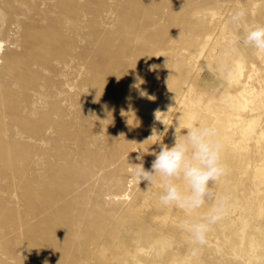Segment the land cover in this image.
Listing matches in <instances>:
<instances>
[{
    "label": "rangeland",
    "instance_id": "rangeland-1",
    "mask_svg": "<svg viewBox=\"0 0 264 264\" xmlns=\"http://www.w3.org/2000/svg\"><path fill=\"white\" fill-rule=\"evenodd\" d=\"M257 24L264 0H0V61L20 64L15 79L0 72L11 97V110L0 103V264H264V163L246 157L259 128L246 123V98L263 105L264 53L242 41ZM247 76L245 107L234 106ZM195 124L222 132L228 174L213 190L231 200L203 246L181 230L182 210L159 203L162 182L140 183L131 166L143 152L150 170L159 142ZM237 194L255 201L249 234L261 246L226 260L216 230L241 218Z\"/></svg>",
    "mask_w": 264,
    "mask_h": 264
},
{
    "label": "clouds",
    "instance_id": "clouds-1",
    "mask_svg": "<svg viewBox=\"0 0 264 264\" xmlns=\"http://www.w3.org/2000/svg\"><path fill=\"white\" fill-rule=\"evenodd\" d=\"M245 16V10L240 8L231 14L230 21L239 24ZM242 41L245 46L264 53V24L250 27ZM222 71L225 75H231L226 69ZM134 86L139 87L138 84ZM141 95L146 96L147 93L142 91ZM158 113L155 114L156 119L160 120ZM163 135L154 131L151 137ZM159 144L158 153H149L155 156L151 169L144 168L142 152L136 158L139 163L131 164L133 175L140 183L146 182L148 187L162 182L159 203L182 210L185 215L180 222L181 230L188 233L194 245L203 246L213 227L231 210L230 197L213 190V186L221 183L228 174V166L223 160L224 143L220 130L213 124H195L179 134L175 129V141L171 147L162 142ZM210 202L207 211L201 213V209Z\"/></svg>",
    "mask_w": 264,
    "mask_h": 264
},
{
    "label": "bare ground",
    "instance_id": "bare-ground-1",
    "mask_svg": "<svg viewBox=\"0 0 264 264\" xmlns=\"http://www.w3.org/2000/svg\"><path fill=\"white\" fill-rule=\"evenodd\" d=\"M151 4H153V3H151ZM155 4H154V6H155ZM170 16H172V17L175 16L176 18L180 16L179 13H178V11H176L175 10V7L172 6V5H171V10H170ZM150 40H152V42L155 41L154 39H150ZM4 53H5V49H4L3 42H0V59L2 58V56L4 55ZM10 58H11L12 63L14 64V67L11 70H8L5 66H3L1 64V61H0V72H2V78L5 79V80H8V78L10 79L12 76L15 77L14 75H16V73L18 71L17 70L18 69L17 65L19 64V61H18L17 56L15 54H12L10 56ZM142 60H144V59H142ZM140 64L142 66L141 59H140V62L139 63H136V66H135V69L136 70L139 69L138 67H140ZM238 64L240 65V63H238ZM241 64H242V62H241ZM239 65H238V68H239ZM140 70H142V69H140ZM14 72H16V73H14ZM248 76H247L248 79H246V89L241 90L240 93L237 94V95L234 94L235 96H232L231 98L235 97L237 99L239 96H240V98L241 97H244L245 96L244 95L245 93H246V97H247V94L249 92L248 89H247L248 88L247 85H248V80L251 77V76L250 77H248ZM154 77H153V79L152 78H149V80L151 79L149 81V86H150V84H153V85L156 86V87L154 86V88H157L158 87L159 89H161V88H163L162 86L166 85L164 82H162L161 80L157 79L158 77L156 79ZM13 79H15V78H13ZM27 81H28V79H26L25 76L24 77L18 76V74H17L16 81L15 82H17V83H19L20 85L23 86V85H25L27 83ZM229 83H231V82H229ZM173 84L174 85L176 84L175 81L173 82ZM153 85H152V87H153ZM253 85H254V83H253ZM235 98H233V99H235ZM240 98H238L236 101L234 100L235 101L234 106H237V107H245L243 101H241L242 99L240 100ZM10 101H11V97H10L9 93L7 91H3L2 90L0 92V103L3 105V107H5L4 108L5 110H8V109L11 110L10 109V105H9L10 104ZM249 101H251L252 103L254 102V100H249ZM263 101H262V103L264 105V102ZM228 102H229V100H228ZM263 105H260V102H258L255 106H253V105L251 106L249 104L247 98H246V123L248 124V126H250V129L253 130L254 129V126H255V123L257 121H259V124H258L259 128H258V130H255L256 131V135L253 134L254 136L250 138L249 137L250 136V133H249L248 138H250V139H248L246 141V157H248V159L251 160L254 163H258V162L264 163V124H263L264 123V110H263V107H262ZM234 108H236V107H234ZM232 110H233V108H232ZM234 112H235V110H234ZM240 115H242V114H240ZM252 133H254V132H252ZM0 139H1V136H0ZM226 140L228 141V139H226ZM0 144H1L0 145V148H3L4 146H3V143L1 141H0ZM145 168H146V166H145ZM131 181H133V180H131ZM49 184L50 183H48V185ZM45 187H47L46 184H45ZM128 187H131V183H130V185ZM43 188H44V186H43ZM45 192L46 191H44V193ZM44 193H43V191H41V189L31 190V192H30V194L33 195V197H34V200H36V199H42L43 198L42 199L43 202H44V197L45 198L47 197V196H44ZM127 195H128L127 193L124 194L121 197V199H123V198L125 199V197H127ZM238 196H240V195H238ZM127 199H129V196L127 197ZM39 201H41V200H39ZM237 201H238V204H240V211L239 212L241 213L240 214L241 215L240 216L241 218L237 217V218H239L238 221L237 220H231V221H228V222L224 223V225H219L218 229L216 230V233L219 235V237H220L219 239L221 240L220 241V243H221L220 248H221V250L223 249V251H224V254L223 255H224V258L226 260H228V258H229L228 255H229V253H231L232 248H235V251H239L241 248H243L245 246L246 247L247 246H252V247L257 246L258 247V245H259V247L261 246V241H260L261 238L260 239H257V238H254L257 235L256 236L254 235L253 237H251L250 234H249V233H251L253 231V229L256 228V227L254 228V223H255V218L254 217H255V214L257 212V207H256V204H255L254 199H252L251 197H249V194H247V196L246 195L245 196H242V197L240 196ZM30 202L31 201L28 200V205L30 204ZM36 203H33V204L36 205V206L34 205L35 207L34 206L33 207L35 209H38L36 207L39 204H38L37 201H36ZM44 203H47V200ZM262 230H263V228L262 229L260 228V230H258V231L260 232ZM214 232H215V230H214ZM255 232H254V234H255ZM262 233H264V231H262ZM262 244H263V242H262Z\"/></svg>",
    "mask_w": 264,
    "mask_h": 264
}]
</instances>
